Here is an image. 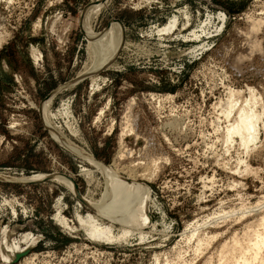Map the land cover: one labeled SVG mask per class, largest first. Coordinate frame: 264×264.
<instances>
[{"label": "rangeland", "instance_id": "obj_1", "mask_svg": "<svg viewBox=\"0 0 264 264\" xmlns=\"http://www.w3.org/2000/svg\"><path fill=\"white\" fill-rule=\"evenodd\" d=\"M106 1L95 31L114 18L125 37L93 82L79 79L90 63L80 17L96 0H0V174H66L98 204L107 185L94 158L123 175L133 169L150 188V222L112 221L56 180L0 179V264L7 236L19 247L25 234L34 245L10 264H217L232 238L263 226L264 121L249 149L229 145L220 102L251 88L264 109V51L235 63L248 45L241 30L264 17V0ZM257 37L264 49V25ZM223 211L236 212L206 224ZM89 215L112 237L91 236ZM198 224L211 240L195 253L187 236Z\"/></svg>", "mask_w": 264, "mask_h": 264}, {"label": "bare ground", "instance_id": "obj_2", "mask_svg": "<svg viewBox=\"0 0 264 264\" xmlns=\"http://www.w3.org/2000/svg\"><path fill=\"white\" fill-rule=\"evenodd\" d=\"M106 2H107L106 0H96V2L90 4L84 9L80 17V23L82 27L81 29L86 35L88 40L87 48H88V58L90 60V63L88 62L89 64H87L85 70L86 72L85 74H89V75H84L79 79L91 76L93 79L92 81L95 82L96 76L99 75L96 73H99L102 69H105L106 67L112 65L114 61L117 59L123 47V34L125 37V26L120 20L118 19L115 20L113 18V20L110 22L108 27L101 33H97L94 29V23L101 12L102 5H104ZM263 25H264V17L255 18L250 21L249 25L246 28L241 30V33L247 39L246 44L248 45H246L247 50L244 51V53L241 52V54L235 58L236 65L240 64L241 61H243V59L251 58L255 53L264 51L262 46V41L257 37V34L260 32ZM5 37L6 34H4V32H2L0 29V44L4 42ZM242 93L243 92H241L240 90L230 89L227 98L223 102H220L221 112L224 114V117L228 119L227 121L228 124L225 126V128L223 127L222 132H223V140L227 144L231 145L235 141L239 140V144L242 147H244L245 149H249L251 145L253 146V144L256 143L259 137L260 125L261 123H263L262 120L264 121L263 119L264 109L261 110L258 108V106H260L258 105L260 101L259 98L254 93L253 89L251 88L249 89V95L244 96ZM45 113L47 117V112ZM131 126H133V124ZM63 142L64 144H67V142L65 141ZM67 147L68 149H70L71 151H73L78 155L82 154L81 151L83 153L86 152L74 144H72L71 147L69 146ZM84 155L86 154L84 153ZM86 156L89 157L91 160H93L94 158V157L92 158L91 153L90 154L87 153ZM94 159L95 160L93 161H95L96 168L102 171V173L105 175L106 185H107V192L104 196V199L102 200L101 203L98 204L96 202H92L91 199L82 195L80 191L77 189L73 181V178L66 174H61V173L46 174V175L39 174L32 176L30 178L29 177L18 178L6 174H0V179L6 182L8 181L15 183H35L46 180H56L68 185V188L79 199L80 203L90 204L95 208V210H97L99 214L109 218L112 221H114L112 219L114 218L123 221L126 224L127 223L132 224L134 226L146 225L147 223H149L151 219L148 213L150 188L146 183L138 180L137 177L139 175L138 173L139 171L129 169L128 172L126 173L121 169L123 173H126L125 175H123L119 171L120 169L118 170L119 167L115 170L114 167L112 168V166L104 164L96 160V158ZM156 167L157 166L147 168L148 175L151 176L150 179L157 174L158 167L157 168ZM145 172H144V176H145ZM255 208H258V210L259 208L264 209V202L258 203ZM255 208L253 207L252 209L255 210ZM235 212L227 211L224 213H216V215L212 216L210 220L209 219H207L208 221L205 220L206 224L208 222L215 221L217 218H219V216L223 220L227 218L230 214H234ZM97 220H98L97 217L94 218V216L89 215L87 222L84 221L82 223H84V225L88 228L91 236L95 238L112 237L110 230L107 227H101L99 223L97 224ZM260 225L264 226V215L262 216V224L260 223ZM263 226H261V228ZM261 228L255 229L253 232V236L246 237L245 240L239 239L238 237H235L234 239L232 238L233 240V243H231L233 244L231 248L232 250L227 249L229 251L228 252L229 254L226 253L223 256L217 257L220 259V260L218 259L217 264L263 263L264 227L262 229ZM201 229H202V224H198L189 234L187 233L188 241H191L195 237L197 238L196 239L197 243L195 244L194 247L195 253L201 252L203 246L205 247V245L209 243V240H211L208 239L211 236L205 238L199 235ZM128 233H129V228L127 227L124 228L123 235L125 236ZM31 237L32 236L29 237L28 234L23 235V239L26 243L25 245L21 246L18 242H16V244L19 245L18 247L16 245H13L14 236L12 235L7 236V240L5 242L9 246L10 250L9 249L6 250L7 255L4 258L5 264H10L15 259L17 253H22L24 251H27L34 245L33 243L35 242V239H31ZM36 239L38 238L36 237ZM226 246L227 244L221 246L220 248L221 250L219 251L220 255L222 254V252L225 251V248H227ZM25 256L26 255H24L23 257ZM177 264H187V263L184 260L181 261V263L178 262Z\"/></svg>", "mask_w": 264, "mask_h": 264}, {"label": "water", "instance_id": "obj_3", "mask_svg": "<svg viewBox=\"0 0 264 264\" xmlns=\"http://www.w3.org/2000/svg\"><path fill=\"white\" fill-rule=\"evenodd\" d=\"M73 181H74V179H73ZM29 251H30V249L27 250V251H24L22 253H17L15 259L13 260V262L19 261L24 255H27L29 253Z\"/></svg>", "mask_w": 264, "mask_h": 264}]
</instances>
